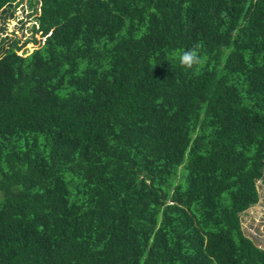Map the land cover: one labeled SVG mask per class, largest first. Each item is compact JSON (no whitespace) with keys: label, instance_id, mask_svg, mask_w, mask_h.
I'll use <instances>...</instances> for the list:
<instances>
[{"label":"trees","instance_id":"16d2710c","mask_svg":"<svg viewBox=\"0 0 264 264\" xmlns=\"http://www.w3.org/2000/svg\"><path fill=\"white\" fill-rule=\"evenodd\" d=\"M28 5L31 35L0 36V264H264L241 222L264 179V0Z\"/></svg>","mask_w":264,"mask_h":264},{"label":"rangeland","instance_id":"374dc122","mask_svg":"<svg viewBox=\"0 0 264 264\" xmlns=\"http://www.w3.org/2000/svg\"><path fill=\"white\" fill-rule=\"evenodd\" d=\"M28 3L29 0H18L15 4L13 17L3 18L4 15L0 11V26L5 28L3 32H0V36H4L7 32L10 39H18L21 43L31 35V26L35 23L34 17L38 14V11L37 13L33 11ZM19 24L22 25L19 26ZM34 38L40 41L43 39L39 32L35 33ZM37 46L36 43L26 42L21 45L18 53H29ZM258 185L259 200L242 213L241 222L245 233L260 247L264 248V179L259 180Z\"/></svg>","mask_w":264,"mask_h":264},{"label":"clouds","instance_id":"9594fccd","mask_svg":"<svg viewBox=\"0 0 264 264\" xmlns=\"http://www.w3.org/2000/svg\"><path fill=\"white\" fill-rule=\"evenodd\" d=\"M179 63L181 67L191 70L194 68V66L202 63V58L198 55L195 49H190L180 54Z\"/></svg>","mask_w":264,"mask_h":264},{"label":"built area","instance_id":"2783aa9c","mask_svg":"<svg viewBox=\"0 0 264 264\" xmlns=\"http://www.w3.org/2000/svg\"><path fill=\"white\" fill-rule=\"evenodd\" d=\"M20 25V24H19ZM7 34H9V33H7ZM22 42V41H21Z\"/></svg>","mask_w":264,"mask_h":264}]
</instances>
